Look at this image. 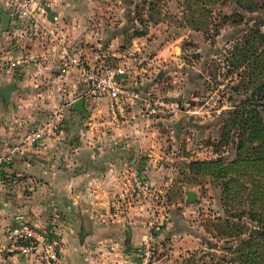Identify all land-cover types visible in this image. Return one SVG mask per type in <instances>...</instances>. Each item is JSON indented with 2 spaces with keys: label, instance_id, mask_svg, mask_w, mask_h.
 <instances>
[{
  "label": "crops",
  "instance_id": "crops-1",
  "mask_svg": "<svg viewBox=\"0 0 264 264\" xmlns=\"http://www.w3.org/2000/svg\"><path fill=\"white\" fill-rule=\"evenodd\" d=\"M128 9L99 8L98 0H48L36 29L0 0V10L10 15L7 32L0 16V89L13 88L8 102L0 95V146L18 148L14 161L0 166V248L10 244L15 227L25 225L58 243V264H141L137 248L145 236L139 220L114 218L108 206L115 193L136 185L130 179L162 174L155 169L160 143L154 126L175 116L151 119L127 105L126 116L114 118L105 96L87 94L76 68L61 73L67 54L87 69L122 66L124 87L171 97L162 91L166 83L157 67L174 50H158L135 37L126 50L108 53L123 38ZM115 16L122 23L107 20ZM110 56L116 58L113 65ZM79 98L87 117L72 108ZM59 107L64 118L56 134L27 143L25 136L48 125ZM0 264L39 261L0 252Z\"/></svg>",
  "mask_w": 264,
  "mask_h": 264
},
{
  "label": "rangeland",
  "instance_id": "rangeland-1",
  "mask_svg": "<svg viewBox=\"0 0 264 264\" xmlns=\"http://www.w3.org/2000/svg\"><path fill=\"white\" fill-rule=\"evenodd\" d=\"M124 1L98 0L99 8H129L123 38L108 53L126 50L135 37L174 50L157 71L179 113L154 126L160 143L155 169L162 174L137 178L140 187L115 193L109 215L139 220L145 236L137 248L140 262L147 251V264H264V161L254 156L247 167L235 163L237 134L243 133L242 150L257 147L259 137L264 141V110L254 111L251 122L242 118V127L223 116L264 95V0ZM215 107L224 109L210 113ZM219 160L220 169L204 171L193 163Z\"/></svg>",
  "mask_w": 264,
  "mask_h": 264
},
{
  "label": "built area",
  "instance_id": "built-area-1",
  "mask_svg": "<svg viewBox=\"0 0 264 264\" xmlns=\"http://www.w3.org/2000/svg\"><path fill=\"white\" fill-rule=\"evenodd\" d=\"M13 13L21 17L33 28L40 27V18L45 12L48 0H6ZM70 67L76 68L88 84L87 94L90 96H105L107 109L112 117H125L127 105H136L140 113L151 119H168L179 113L178 103L165 97H157L142 93L137 89L124 87L120 76L124 74L122 66L108 67L101 70L87 69L77 58L64 54L61 73L66 75ZM224 107H215L210 113L219 115ZM189 113V111H187ZM196 113V112H192ZM209 114V112H204ZM64 109L53 113L48 125L39 127L25 136L27 143H39L47 137H52L62 126ZM16 146H0V166L12 163L16 158ZM136 180V186L140 183ZM5 254H31L39 264H58L59 253L57 243L48 240L44 235L28 226L15 227L11 231V241L7 247L0 248ZM144 259L141 264H147L148 252H142Z\"/></svg>",
  "mask_w": 264,
  "mask_h": 264
},
{
  "label": "trees",
  "instance_id": "trees-1",
  "mask_svg": "<svg viewBox=\"0 0 264 264\" xmlns=\"http://www.w3.org/2000/svg\"><path fill=\"white\" fill-rule=\"evenodd\" d=\"M255 95V94H254ZM254 95H252V97H248L246 100H245V104H241L239 106H235V109L233 111H225L223 112V116L225 115L226 117H233L234 118V121L236 123L235 127H242L243 125L241 124L242 121H247V119H242V118H246V117H250L248 120L251 122L252 121V114L254 111H256L257 109L260 110H264V103H261V101L264 99V95L261 96V98L259 99L256 95L254 97ZM255 100V101H253ZM248 110L245 112V110ZM253 109V110H251ZM245 129H247V126L246 124L244 125ZM248 128H251V126H249ZM235 132H238V130H236ZM243 134V133H242ZM241 134V135H242ZM241 135H236L235 137H239L238 138V142H239V145L237 146L236 148V158L237 164H241V166H244V167H247L249 166L251 163V161H253V159H251L252 157L256 156L255 159H258V160H262L264 161V141L260 139L259 137V143H256V146L257 147H252L253 145H250L249 148H247V150H242L244 147V142L241 141L243 139V137ZM241 141V142H240ZM241 152H244L245 153V156H241ZM249 157V158H248ZM194 164H197V165H201L202 167V170L204 171L205 169H207L209 166H214L216 167L217 169H220V167H222V163H221V160L218 161L217 164L213 163V162H210V163H205V162H201V161H195L193 162ZM254 163V162H253ZM233 165H234V162L230 164V166L232 167L233 169ZM239 173V171H238Z\"/></svg>",
  "mask_w": 264,
  "mask_h": 264
},
{
  "label": "water",
  "instance_id": "water-1",
  "mask_svg": "<svg viewBox=\"0 0 264 264\" xmlns=\"http://www.w3.org/2000/svg\"><path fill=\"white\" fill-rule=\"evenodd\" d=\"M0 16H1V30L3 32H7L10 15L0 10ZM12 90H13L12 87H5V88L0 89V95L6 102L9 101L10 93ZM72 108L74 111L82 114L84 117H87V113L84 109V99L83 98H79L76 101H74ZM174 128H175L176 133L180 132L179 123H176L174 125ZM186 197H187L188 202H193L195 199V195L193 192H188Z\"/></svg>",
  "mask_w": 264,
  "mask_h": 264
}]
</instances>
